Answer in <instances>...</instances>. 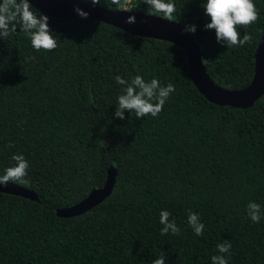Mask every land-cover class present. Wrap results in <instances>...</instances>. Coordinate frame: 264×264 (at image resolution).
I'll return each instance as SVG.
<instances>
[{
	"label": "trees",
	"instance_id": "trees-1",
	"mask_svg": "<svg viewBox=\"0 0 264 264\" xmlns=\"http://www.w3.org/2000/svg\"><path fill=\"white\" fill-rule=\"evenodd\" d=\"M123 2L97 5L116 10ZM172 2V20L196 25L189 33L210 79L246 87L264 0H254L259 20L239 30L252 42L230 49L205 29L204 0ZM126 10L162 16L144 0ZM48 17L55 50L37 52L19 24L0 38V175L15 164L14 153L23 154L29 184L18 185L38 196L0 191V264H152L162 255L165 264H212L225 239L232 244L228 264H264V216L253 223L247 214L250 201L264 213V93L247 108L214 104L193 84L176 44L94 19ZM116 75L156 78L176 90L158 117L125 111L120 119L114 113L124 85ZM110 167L116 177L109 196L81 214L56 215L101 187ZM162 210L179 235H161ZM189 212L204 223L202 236L189 226Z\"/></svg>",
	"mask_w": 264,
	"mask_h": 264
},
{
	"label": "clouds",
	"instance_id": "clouds-1",
	"mask_svg": "<svg viewBox=\"0 0 264 264\" xmlns=\"http://www.w3.org/2000/svg\"><path fill=\"white\" fill-rule=\"evenodd\" d=\"M92 5L102 4L104 0H85ZM113 4L120 5V0H111ZM148 9L155 13H161L162 17L173 21L175 5L172 0H144ZM203 7L210 22L204 25L206 30H215L217 42L226 44L228 49L239 48L252 42V36L245 34L240 36V29H247L259 20L260 12L254 0H204ZM75 11L81 18H87L89 13L77 7ZM148 14H151L148 12ZM135 16L128 17L126 23L134 24ZM19 24L21 31L30 39L31 46L37 52H49L59 47L57 39L53 36L49 26V17L46 14L37 15L31 10L30 0H2L0 2V38L7 39L17 31ZM185 31L195 33L196 25H186ZM35 59V57H32ZM119 85H124L123 94L118 97V106L114 113L115 117L125 119V111L134 112L136 118L145 116L158 117L171 93L176 89L174 84L168 83L162 86L156 78L146 81L143 76L136 75L129 82L120 75L114 77ZM9 143V147H13ZM15 164L5 169L0 175V184L7 185L14 182L20 185L29 184V162L23 154L14 153L11 157ZM248 217L253 223H259L264 216L261 205L250 201L247 205ZM171 213L168 210L160 212V224L163 225L161 235L171 232L179 235L181 229L174 219L170 220ZM188 224L195 235L202 236L205 225L200 216L195 212H189ZM232 244L230 240H224L217 244V255L211 257L212 264H228L231 256ZM152 264H165L162 255L155 259Z\"/></svg>",
	"mask_w": 264,
	"mask_h": 264
},
{
	"label": "water",
	"instance_id": "water-1",
	"mask_svg": "<svg viewBox=\"0 0 264 264\" xmlns=\"http://www.w3.org/2000/svg\"><path fill=\"white\" fill-rule=\"evenodd\" d=\"M30 2L36 9L53 17L81 18L75 11L79 7L89 13L86 19L101 21L134 35L166 40L176 44L185 52L193 84L208 101L214 104L247 108L252 106L264 93V29L254 55L255 67L251 82L241 89H226L216 85L210 79L202 60L203 53L197 42L175 20L170 21L160 15L132 10H112L85 2L63 0H30ZM130 16L136 17L134 24L126 23ZM115 177L116 171L110 167L101 187L91 189L82 200L71 206L56 209V215L60 217L75 216L99 204L110 195ZM0 191L38 200V196L33 191L12 182H8L7 185L0 184Z\"/></svg>",
	"mask_w": 264,
	"mask_h": 264
},
{
	"label": "built area",
	"instance_id": "built-area-1",
	"mask_svg": "<svg viewBox=\"0 0 264 264\" xmlns=\"http://www.w3.org/2000/svg\"><path fill=\"white\" fill-rule=\"evenodd\" d=\"M133 0H124L122 4V9H129L132 6Z\"/></svg>",
	"mask_w": 264,
	"mask_h": 264
}]
</instances>
